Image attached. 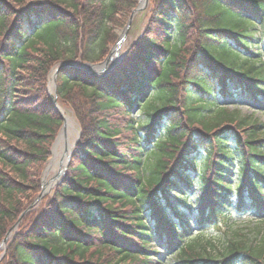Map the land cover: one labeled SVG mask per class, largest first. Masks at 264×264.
I'll list each match as a JSON object with an SVG mask.
<instances>
[{
	"label": "trees",
	"instance_id": "16d2710c",
	"mask_svg": "<svg viewBox=\"0 0 264 264\" xmlns=\"http://www.w3.org/2000/svg\"><path fill=\"white\" fill-rule=\"evenodd\" d=\"M151 2L110 73L60 72L59 101L81 140L66 178L42 213L23 217L0 264H154L158 245L175 264H264L259 228L252 240L233 228L219 251L203 236L247 203L264 216V123L242 107L264 99V0ZM136 5L0 0V243L39 195L61 127L50 69L102 62L112 24Z\"/></svg>",
	"mask_w": 264,
	"mask_h": 264
},
{
	"label": "rangeland",
	"instance_id": "374dc122",
	"mask_svg": "<svg viewBox=\"0 0 264 264\" xmlns=\"http://www.w3.org/2000/svg\"><path fill=\"white\" fill-rule=\"evenodd\" d=\"M139 5V3H138ZM154 5L152 2L149 3V6L145 7V9H143L141 12H139L134 20H133V24H132V28L131 31L129 32V35L126 37L125 42H123L121 48H120V58H116L115 60H112L110 62V64L108 65V69L106 70V72H108L109 70L113 69V66L115 65H120L122 62H119L121 59V55L123 54V52L126 50V48H128L129 43L133 42L134 40L137 39V36L139 35V33L146 27L148 20L150 18V13L153 9ZM130 13V12H129ZM124 14L120 19L118 23H114L112 24V28L114 33H116L117 37L120 38V34L121 32L124 30L123 25H125L126 21L128 20V18L132 16V14ZM127 24V23H126ZM122 61V60H121ZM67 62V61H66ZM218 88V87H217ZM262 104V105H261ZM261 104H253V103H243L242 107H243V111L245 114L247 115H252L255 114V116L257 118H259L263 123H264V99H261ZM72 115V114H71ZM70 115V116H71ZM72 118L73 115L71 116ZM139 120L143 121L145 120V117L143 115V113L139 114L138 117ZM78 129V127H76ZM203 154V153H202ZM201 159V157L199 158ZM50 164V160H48V162L44 165V168L42 170V174H41V185H42V181L45 179L46 171L47 168ZM46 174V175H45ZM50 177H48L47 179H50L52 177H54V174L52 172H50ZM235 178V177H233ZM192 194L194 198H196L199 195V191H194ZM37 198V197H36ZM35 198V199H36ZM171 203H175L174 200L171 201ZM193 204H197V202L195 200H192ZM232 207L234 208V204L232 205ZM36 208L39 210V213H42L45 205L42 204V201H40V203H38L36 205ZM260 217H257V213H254L252 211L245 213V214H240V213H235L232 217V220H230V225L228 227L224 226L222 224V222H220V224H218V226H213L210 229H208L207 231H205L203 233V236H206V238L209 239H215V248L216 250H222L225 247V241L227 239H229L230 236V231L234 228L236 229H242L244 230L243 234H245L246 238L252 240L253 238H255L256 236V232L255 230H257V228H259V230L261 231V238L264 237V218L261 219ZM259 220V221H258ZM198 233V232H196ZM232 236V235H231ZM204 238V237H203ZM258 241L253 242L254 244H258ZM200 244V243H199ZM160 250V248L158 249ZM1 255V254H0ZM174 256L169 255L168 253L164 252L161 254L160 256V263L161 264H174ZM158 264V263H156Z\"/></svg>",
	"mask_w": 264,
	"mask_h": 264
},
{
	"label": "bare ground",
	"instance_id": "6f19581e",
	"mask_svg": "<svg viewBox=\"0 0 264 264\" xmlns=\"http://www.w3.org/2000/svg\"><path fill=\"white\" fill-rule=\"evenodd\" d=\"M117 55V53L112 56L115 57ZM99 69L93 68L92 71L93 72H97ZM53 74L52 73V78H53ZM65 116V128L66 131L68 132V135H66V133L60 138V141L56 144L55 150H54V158L51 160L47 171H46V178L50 177V172H52L55 175L60 174V172L62 171V167H64L65 163L68 160V153H64L63 154V144L67 143L69 149H71V147L74 145L75 141L77 140L76 136H77V129H76V124L75 121L73 120V118L68 115L67 113H64ZM70 151V150H69ZM64 155V159L62 163H59V158L60 156ZM52 181V179H47L46 180V184H50V182ZM53 183V182H52Z\"/></svg>",
	"mask_w": 264,
	"mask_h": 264
},
{
	"label": "water",
	"instance_id": "95a60500",
	"mask_svg": "<svg viewBox=\"0 0 264 264\" xmlns=\"http://www.w3.org/2000/svg\"><path fill=\"white\" fill-rule=\"evenodd\" d=\"M146 1V0H145ZM137 11H139V8H138V10H136L135 12H137ZM68 152V150H67V148L65 149V153H67ZM18 224V223H17ZM14 230V228L11 230V231H13ZM11 231L9 232V234L7 235V238L4 240V242L2 243V245L4 246L5 244H6V242L8 241V239H9V236H10V234H11Z\"/></svg>",
	"mask_w": 264,
	"mask_h": 264
}]
</instances>
